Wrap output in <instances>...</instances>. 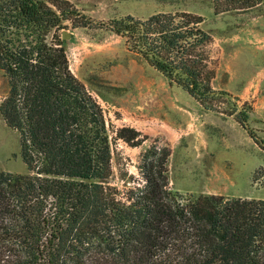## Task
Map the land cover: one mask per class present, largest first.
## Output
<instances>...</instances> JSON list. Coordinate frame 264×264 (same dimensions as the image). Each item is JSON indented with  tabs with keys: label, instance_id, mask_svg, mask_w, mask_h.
I'll return each mask as SVG.
<instances>
[{
	"label": "trees",
	"instance_id": "16d2710c",
	"mask_svg": "<svg viewBox=\"0 0 264 264\" xmlns=\"http://www.w3.org/2000/svg\"><path fill=\"white\" fill-rule=\"evenodd\" d=\"M213 4L219 15L264 0ZM66 23L91 21L68 1L0 0V69L9 85L0 115L19 133L28 169L0 170V264H264V199L175 192L171 150L155 145L142 154L139 178L114 182L104 111L71 70L59 35ZM203 23L175 12L108 26L204 109L226 113L220 100L230 95L213 87V37ZM236 120L258 143L247 115ZM140 136L117 132L127 143Z\"/></svg>",
	"mask_w": 264,
	"mask_h": 264
},
{
	"label": "rangeland",
	"instance_id": "374dc122",
	"mask_svg": "<svg viewBox=\"0 0 264 264\" xmlns=\"http://www.w3.org/2000/svg\"><path fill=\"white\" fill-rule=\"evenodd\" d=\"M50 3L56 0H48ZM91 21L86 28L66 23L59 31L72 72L101 105L113 152L114 182L139 178L142 154L151 146L168 147L170 187L183 195L210 194L264 199V6L216 15L213 0H62ZM189 12L204 18L213 37L216 69L213 87L221 112L209 111L187 91L127 49L108 24L134 16ZM67 32L69 38L63 39ZM9 91L0 69V104ZM243 112L242 115H239ZM246 125L258 143L236 120ZM134 129L142 143L117 139ZM0 170L28 173L20 135L0 115Z\"/></svg>",
	"mask_w": 264,
	"mask_h": 264
},
{
	"label": "water",
	"instance_id": "95a60500",
	"mask_svg": "<svg viewBox=\"0 0 264 264\" xmlns=\"http://www.w3.org/2000/svg\"><path fill=\"white\" fill-rule=\"evenodd\" d=\"M67 38H69V34L67 32H64L63 33V39H67Z\"/></svg>",
	"mask_w": 264,
	"mask_h": 264
}]
</instances>
